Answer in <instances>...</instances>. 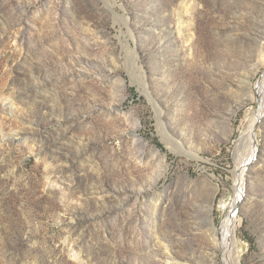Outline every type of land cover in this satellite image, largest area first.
Segmentation results:
<instances>
[{
	"label": "rangeland",
	"instance_id": "374dc122",
	"mask_svg": "<svg viewBox=\"0 0 264 264\" xmlns=\"http://www.w3.org/2000/svg\"><path fill=\"white\" fill-rule=\"evenodd\" d=\"M109 2L128 28L102 0H0V264H222L209 219L232 206L234 148L259 106L264 0ZM125 39L194 157L163 142ZM256 127L234 210L242 264H264Z\"/></svg>",
	"mask_w": 264,
	"mask_h": 264
},
{
	"label": "bare ground",
	"instance_id": "6f19581e",
	"mask_svg": "<svg viewBox=\"0 0 264 264\" xmlns=\"http://www.w3.org/2000/svg\"><path fill=\"white\" fill-rule=\"evenodd\" d=\"M107 10H110L113 14L114 23H118L120 27L128 28V20L123 15L118 14L114 8L117 6L110 4L109 0H102ZM131 36V32L127 30ZM127 39L121 41V48L124 52V64L127 67L126 71L130 78V82L133 86H136L138 92L151 100L152 105L156 111V119L158 131L162 136V140L174 155H186L188 157H194L187 153L182 144L172 137V134L167 129L165 123L162 120V111L160 110L158 103L152 100V93L149 90L148 83L142 72V68L138 64V56L134 49L129 48ZM260 47V46H259ZM262 49V48H261ZM261 64L264 66V49L261 55ZM257 92L259 95L258 109L253 112L247 119L244 128L236 141L234 148V159L236 164L235 169V183L233 186V200L229 209L225 212L219 224H216L214 219H209V237L212 242V251L214 253H221L222 264H242L240 252L238 249V242L236 238V216L234 213L237 203L242 197L244 186V173L246 167L253 161L257 154L258 140L255 133L257 124L264 118V72L257 83ZM139 144H142L141 139H137Z\"/></svg>",
	"mask_w": 264,
	"mask_h": 264
}]
</instances>
